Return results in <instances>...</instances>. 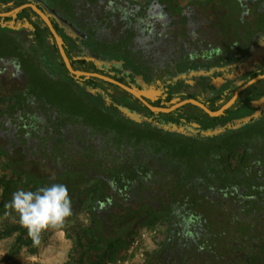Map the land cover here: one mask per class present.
I'll list each match as a JSON object with an SVG mask.
<instances>
[{"label": "flooded vegetation", "instance_id": "obj_1", "mask_svg": "<svg viewBox=\"0 0 264 264\" xmlns=\"http://www.w3.org/2000/svg\"><path fill=\"white\" fill-rule=\"evenodd\" d=\"M207 1L182 5L178 0H113V7L109 8L108 0L52 1L55 6L49 0H34L21 6L34 4L49 17L70 62L76 59L69 56L72 47L130 44L137 60L135 67H146L149 76L129 72L126 82H121L111 76L115 71H106L111 63L100 55L89 51L83 57L105 71L91 73L114 79L140 93L150 94L154 89L151 97L142 96L152 107L171 109L194 99L217 112L230 100L216 110L212 103L216 96L228 94L238 86L234 96L243 85L264 75V26L229 41ZM245 1L264 5V0ZM216 8L222 9V4L218 2ZM25 9L32 12L21 17ZM246 9H242L241 15L249 14ZM0 18L10 19L6 26L13 30L22 26L33 32L34 26H40L50 31L31 7ZM241 19L246 24V18ZM19 42L30 45L26 38ZM35 43L39 45L38 41ZM46 43L58 48L53 35ZM41 57L63 60L60 51ZM196 62L200 67L193 69ZM0 64V86L5 89L0 99L6 104V111L11 107L8 97L30 81L15 61L1 59ZM181 65L185 69L180 70ZM256 73L261 74L253 77ZM51 77L58 93V98L51 102L53 112L68 110L73 105L90 108L89 100H84L72 82L57 75ZM96 79L107 83L105 90L88 91L100 96L106 107L116 108L135 123L162 128L159 120L149 116L150 112L181 111L185 117L193 115L183 126L172 123V127H163L192 143L191 150L182 151L177 158L168 152H148L149 156L142 160L146 166H140L136 153L127 146H116L113 136H105L83 118L72 119L58 111L48 117L42 113L40 102L30 100L22 105L18 115L4 113L0 118V138L9 160L26 173L49 178L50 185H66L73 197L79 195L88 201L93 206V214L88 213L90 226L102 232L104 238L147 233L154 245L145 264H264V78L257 82L259 97L252 103L242 104L238 100L241 93L257 83L242 91L235 103L217 117L193 104L170 112L153 111L122 87ZM177 84L181 86L172 87ZM185 95L195 98L183 99ZM139 107L146 114L140 113ZM230 109L233 110L229 115L235 118L220 119ZM149 172L152 178L145 182ZM69 182L76 186L70 188ZM185 204L186 212L202 218L195 229V241L181 236L178 219L173 215L174 206Z\"/></svg>", "mask_w": 264, "mask_h": 264}, {"label": "trees", "instance_id": "obj_2", "mask_svg": "<svg viewBox=\"0 0 264 264\" xmlns=\"http://www.w3.org/2000/svg\"><path fill=\"white\" fill-rule=\"evenodd\" d=\"M27 1L34 0H0V13L7 12L13 8L19 7ZM51 1V0H50ZM49 1V2H50ZM210 0L207 1L209 3ZM52 6L54 4L52 3ZM32 12L31 9H25L20 13L21 17H28V13ZM10 19L0 18V60L8 59L13 60L17 64H20L23 70L28 74L29 84L22 89H18L14 95L8 97V100L11 103L9 110L1 111L3 115L10 114L11 116L18 115L22 110V105L28 101H38L42 104L41 110L42 113L48 117L53 116L54 112L52 111L53 106L51 102L58 98V93L56 92V85L53 82L51 75H57L64 80H69L74 84V88L78 89L82 93L84 100H89L90 108L84 109L83 105H73L68 110L59 109L60 114H67L68 117L83 118L87 124L93 128H97L103 131V134L107 137L113 136V141L116 146L122 147L127 146L133 153H136V156L140 159L138 165L146 166L145 160L149 156L148 152L155 153H172L173 157L177 158L182 151L191 150L192 143L188 141L185 142L184 137L177 132H170L163 129L164 126L172 127V123L177 126H183V122L188 123V119H192L193 115L184 116L180 112L178 114H154L150 112V117L155 120H159V125L162 128H159L155 125L149 123H135L128 120L126 117L122 116L116 108H108L105 106L103 99L100 96H94L88 90L89 89H103L104 84H107L99 79L92 77H82L71 74L63 60L54 61V60H45L43 56H51L59 54L58 48L55 46L48 45L46 40L48 37H52L50 31L47 27L44 29L40 26H34L35 30L29 32L24 29L22 26H18L16 30H13L10 26H6V23ZM26 33H25V32ZM30 35V36H29ZM26 38L30 45L23 46L19 40ZM38 41L39 45L35 42ZM72 52L69 53L70 57H76L75 60L71 61L72 66L75 70H82L86 72H99L104 73L102 68L98 67L95 63L88 62L87 58H84V55H88L89 51L100 55L107 62L111 64L108 65L106 71H115V74L111 75L114 79L126 82L129 78V72H134L136 74H145L148 75V69L144 66L135 67L136 59L133 56L132 47L126 42H119L113 44H106L105 46H96L90 44L88 46H78L76 48L72 47ZM36 56V57H35ZM81 57V58H80ZM113 64V65H112ZM112 66V67H111ZM110 67V68H109ZM200 67V63L196 62L193 64L192 68L197 69ZM180 70L185 69L184 65L179 66ZM108 74V72H106ZM261 73L254 74L253 77L260 75ZM48 85V89L46 87ZM112 87L117 86L113 84H108ZM259 83L253 85L252 87L245 90L241 93L238 103L247 104L252 103L254 98L259 97V90L256 88ZM181 85H172V87L179 88ZM238 88L235 86L231 89L228 94L221 93L212 100L213 106H216L218 110L224 103L228 102L233 97V92ZM51 90V91H50ZM171 96L167 99L168 103ZM183 99L195 98L191 95L183 96ZM224 99L223 103H220ZM75 103H78V100L75 99ZM96 104L95 106H92ZM142 107V106H141ZM139 112L146 114L145 109H140ZM193 107V106H188ZM184 107V109L188 108ZM195 108V107H193ZM233 109H230L225 113L224 116L220 119H227L230 116L229 113ZM168 119L171 121L168 122ZM181 122V123H180ZM174 153V154H173ZM0 157L5 159L6 168L14 177L23 176L26 178V181L29 185L32 186V190L36 188L50 185L51 180L49 178H42L38 174L26 173L22 167L15 165L9 160V156L4 146L0 144ZM179 160V159H176ZM142 161V163H141ZM130 166H134L133 164ZM70 191V190H68ZM82 192V191H78ZM79 193V194H80ZM83 193V192H82ZM72 204L77 201H81L79 195L73 197L72 193L69 192ZM87 212L93 214V206L88 205ZM94 225L97 223L94 220ZM20 229L19 226L14 228H6V230L0 232V239L9 235L14 230ZM24 229V228H23ZM25 230V229H24ZM25 232H27L25 230ZM78 239H75V247L73 248L72 253L76 252L78 249L80 253L77 256L71 255V262L74 264H85L86 258L89 254V250H95L99 252H104L105 247L112 245L118 242L119 238H107L103 237L102 232L92 228L90 225L78 229ZM32 240L27 236V244L31 243ZM77 257V258H75ZM69 264H73V263Z\"/></svg>", "mask_w": 264, "mask_h": 264}, {"label": "rangeland", "instance_id": "obj_3", "mask_svg": "<svg viewBox=\"0 0 264 264\" xmlns=\"http://www.w3.org/2000/svg\"><path fill=\"white\" fill-rule=\"evenodd\" d=\"M52 1L55 3L60 0ZM52 1L50 2L53 3ZM178 1L182 5H187L191 3L202 4L207 0ZM218 2L222 4V9L216 8ZM209 4L211 13L221 25L223 35L227 36L229 41L233 42L234 37L242 35L243 32L246 33L250 29L255 31L258 26H264V5L262 7L261 4H252L245 0H238V2L237 0H212ZM244 8H247V14L249 13L247 16L241 15ZM242 17L246 18V24L241 19ZM0 65V71H3V65ZM0 77L2 78L3 74ZM46 87L48 89V85ZM4 91V87L0 86L1 99ZM1 99L0 112L6 106ZM57 111L59 110L54 112ZM2 116L0 113V118ZM0 144L6 146L1 138ZM73 185L76 186L73 182H69L68 186L73 188ZM20 188L32 190V186L27 183L26 178L23 176L14 177L7 170L5 159L0 157V232L6 230V228L20 227L18 216L5 208V204L11 200L12 194ZM88 204L89 202L84 199L74 202L72 204L73 215L68 218L66 226L59 230L44 232L38 245H34L33 241L27 244L28 235L22 227L17 230L13 229L12 233L0 239V264H69L72 261L71 255L74 258L80 253L79 249L72 253L75 247V239H78V229L90 225L87 212ZM6 212L10 214L6 215ZM151 241L145 232L140 233V235L118 239V242L105 247L104 252L89 250L85 264H145V260L149 255L148 252L151 250V246L154 245Z\"/></svg>", "mask_w": 264, "mask_h": 264}, {"label": "clouds", "instance_id": "obj_4", "mask_svg": "<svg viewBox=\"0 0 264 264\" xmlns=\"http://www.w3.org/2000/svg\"><path fill=\"white\" fill-rule=\"evenodd\" d=\"M109 8L113 0H108ZM152 178L151 172L144 177L145 182ZM184 206L173 208V215L178 219L181 236L186 240L198 239L195 229L202 223V218L194 213L186 212ZM5 208L18 216L20 227L27 231L34 245H38L44 232L59 230L66 226L67 220L73 215L72 201L67 186L60 183L31 189H17ZM10 214L8 212L5 213Z\"/></svg>", "mask_w": 264, "mask_h": 264}, {"label": "water", "instance_id": "obj_5", "mask_svg": "<svg viewBox=\"0 0 264 264\" xmlns=\"http://www.w3.org/2000/svg\"><path fill=\"white\" fill-rule=\"evenodd\" d=\"M26 7H31L35 12H37L41 17L42 19L45 21V23L48 25L52 35H53V38L55 39V41L57 42V45H58V48H59V51H60V54L63 58V61L66 65V68L67 70L73 74V75H76V76H83V77H96V78H100V79H103V80H106L108 82H111L113 84H116L120 87H122L123 89H125L126 91H128L129 93L135 95L137 98H139L140 100H142L145 104H147V106L153 110V111H159V112H170L172 111L173 109L177 108V107H180L182 105H185V104H193L195 106H198L202 109H204L206 112H208V114L210 116H213V117H217V116H220L224 113V111L228 110L234 103L235 101L237 100L239 94L244 91L246 88L250 87L251 85L257 83L258 81H260L261 79L264 78V75H261V76H258L254 79H252L251 81H249L248 83H246L245 85H243L241 88H239L236 92H235V95L233 96V98L226 104L224 105L219 111L217 112H213V111H210L209 109H207L201 102L197 101V100H194V99H188V100H185V101H182L180 103H178L177 105H175L173 108L171 109H161V108H154L152 107L151 105H149L144 99L142 96H146V97H151L152 94L151 93H154V89H153V92H151L150 94L148 93H140L138 92V90L136 88H130L128 86H125L124 84L114 80V79H111L109 77H106V76H103V75H100L98 73H91V72H86V71H81V70H75L65 52V49L63 47V41H62V38L60 37V35L58 34V32L55 30L54 26L52 25V22L50 21L49 17L42 11L40 10L36 5L34 4H27V5H23V6H20V7H17L15 8L14 10L10 11V12H6V13H0V17H7V16H10V15H16V13H18L19 11H21L22 9L26 8ZM66 22V21H65ZM67 23V22H66ZM72 29H74V27L71 26ZM128 117L132 118V119H137L133 114H131L130 112L128 111H124ZM140 121V120H139Z\"/></svg>", "mask_w": 264, "mask_h": 264}]
</instances>
